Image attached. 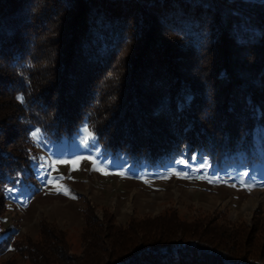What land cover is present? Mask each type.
Masks as SVG:
<instances>
[{
	"label": "trees",
	"instance_id": "1",
	"mask_svg": "<svg viewBox=\"0 0 264 264\" xmlns=\"http://www.w3.org/2000/svg\"><path fill=\"white\" fill-rule=\"evenodd\" d=\"M87 123L106 151L163 160L254 151L264 134V3L222 0H0V215L31 177V133ZM81 253L66 233L9 234L0 264H264L252 228L173 213L133 219L84 210ZM261 219V218H260Z\"/></svg>",
	"mask_w": 264,
	"mask_h": 264
},
{
	"label": "rangeland",
	"instance_id": "2",
	"mask_svg": "<svg viewBox=\"0 0 264 264\" xmlns=\"http://www.w3.org/2000/svg\"><path fill=\"white\" fill-rule=\"evenodd\" d=\"M256 132L254 151L212 158L198 150L189 153L187 147L150 161L106 151L87 123L61 140L48 139L36 128L31 133V177H21L5 192L0 241L12 233L38 238L42 221L49 222L66 233L71 252L78 255L88 207L99 220L108 215L123 227L133 219L173 213L250 229L264 220V134L260 127ZM13 255L10 251L0 261ZM18 264L30 263L19 259Z\"/></svg>",
	"mask_w": 264,
	"mask_h": 264
},
{
	"label": "snow or ice",
	"instance_id": "3",
	"mask_svg": "<svg viewBox=\"0 0 264 264\" xmlns=\"http://www.w3.org/2000/svg\"><path fill=\"white\" fill-rule=\"evenodd\" d=\"M60 163H65L64 161H60ZM58 180H62L63 179V177L61 176V177H58L57 178ZM52 182H54V181H48V183H52ZM244 186H246V187H248L249 188V190H251V187L252 186H249V185H244ZM64 191H65V193H67V189H64Z\"/></svg>",
	"mask_w": 264,
	"mask_h": 264
},
{
	"label": "water",
	"instance_id": "4",
	"mask_svg": "<svg viewBox=\"0 0 264 264\" xmlns=\"http://www.w3.org/2000/svg\"><path fill=\"white\" fill-rule=\"evenodd\" d=\"M224 1H251L255 3H264V0H224Z\"/></svg>",
	"mask_w": 264,
	"mask_h": 264
}]
</instances>
